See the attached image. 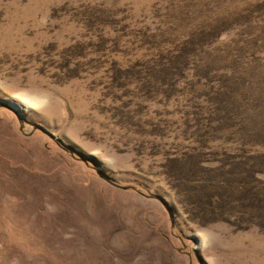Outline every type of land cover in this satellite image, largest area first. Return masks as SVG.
I'll return each mask as SVG.
<instances>
[{"label":"rangeland","instance_id":"374dc122","mask_svg":"<svg viewBox=\"0 0 264 264\" xmlns=\"http://www.w3.org/2000/svg\"><path fill=\"white\" fill-rule=\"evenodd\" d=\"M153 228L264 264V0H0V264L161 263Z\"/></svg>","mask_w":264,"mask_h":264},{"label":"crops","instance_id":"0c3cea01","mask_svg":"<svg viewBox=\"0 0 264 264\" xmlns=\"http://www.w3.org/2000/svg\"><path fill=\"white\" fill-rule=\"evenodd\" d=\"M131 214L129 213V222H130V224L132 225V226H134V224L133 223H135V218H134V216H130ZM132 222H131V221ZM149 230V229H148ZM150 231H151V234H150V238H151V240H152V242H151V244H150V246L149 247H151V249H152V253L153 254H156L157 256H159L160 254H161V256H162V259H161V263H156L155 261H153V263H143V264H166L165 262V258H166V254H168L169 255V258L171 259L172 258V256H170V255H172V253L171 252H168L167 251V248H168V250H170V247L169 246H166V245H161V246H159V245H155L154 244V242H153V240L154 241H157V242H162L164 239L159 235V233L158 232H156V229L155 228H153L152 230L150 229ZM132 239L129 237V242L131 241ZM98 246V245H97ZM98 247H100V246H98ZM141 261V258H139L135 263H134V260H132V261H129V264H136V263H138V262H140ZM157 261H159V259L157 260ZM180 260H178L177 262H179ZM177 262H174V263H172V262H169L170 264H182V263H177Z\"/></svg>","mask_w":264,"mask_h":264},{"label":"water","instance_id":"95a60500","mask_svg":"<svg viewBox=\"0 0 264 264\" xmlns=\"http://www.w3.org/2000/svg\"><path fill=\"white\" fill-rule=\"evenodd\" d=\"M4 104H5V105H4L5 107H7L8 109H11V110L17 112L18 115H19L20 113H22V112L19 111V110L21 109V108L19 107V105H17V104H10V103L7 102V101H5ZM21 111H22V109H21ZM36 129H38V130H40V131H43L41 128H36ZM99 173H100V172H99ZM99 176H100L102 179H104L105 181H107L108 183H110V184H112V185H117V184H115L112 180L108 179L107 177L101 176L100 174H99ZM159 200H161V199H159ZM162 202H163V201H162ZM163 205L166 207V205H165L164 202H163Z\"/></svg>","mask_w":264,"mask_h":264},{"label":"bare ground","instance_id":"6f19581e","mask_svg":"<svg viewBox=\"0 0 264 264\" xmlns=\"http://www.w3.org/2000/svg\"><path fill=\"white\" fill-rule=\"evenodd\" d=\"M7 102H9L10 104H15V103H13L12 101H7ZM23 109V108H22ZM20 112H21V109L19 110Z\"/></svg>","mask_w":264,"mask_h":264}]
</instances>
